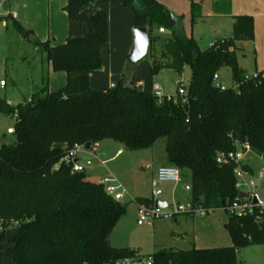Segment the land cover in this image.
<instances>
[{
  "label": "trees",
  "instance_id": "16d2710c",
  "mask_svg": "<svg viewBox=\"0 0 264 264\" xmlns=\"http://www.w3.org/2000/svg\"><path fill=\"white\" fill-rule=\"evenodd\" d=\"M95 1L68 0L64 7L69 21L88 28L85 36L61 45L37 42L52 69L67 74L66 85L56 91L45 87L29 102L12 107L0 98V112L19 118L16 141L0 143V218L6 222L0 250L14 264H116L150 256L154 264H247L239 253L264 245V213L258 220L229 215V247L151 255L115 248L110 235L127 205L108 196L87 171L74 172L73 163L65 159L76 144L114 141L136 152L163 139L168 165L190 177V201L209 211L221 209L225 201L228 211L239 190L234 166L218 165L217 153L249 144L264 160V72L249 76L237 59L238 44L255 40L254 18L236 16L230 37L201 50L185 34L180 18L158 0H125L134 11L135 28L149 29L152 77L166 69L181 74L191 68L188 102L165 98L159 103L152 91L138 88L127 74L115 87H92L89 74L102 70V52L109 47L108 12H83ZM198 8L192 4L193 19ZM8 21L26 32L13 15L0 17V22ZM161 29L170 30L172 37L162 38ZM224 68L231 70L234 85L222 91L213 80ZM135 203L152 205L153 200ZM11 226L16 233L4 247Z\"/></svg>",
  "mask_w": 264,
  "mask_h": 264
},
{
  "label": "rangeland",
  "instance_id": "374dc122",
  "mask_svg": "<svg viewBox=\"0 0 264 264\" xmlns=\"http://www.w3.org/2000/svg\"><path fill=\"white\" fill-rule=\"evenodd\" d=\"M125 0H103L108 10V37L109 47L102 53L103 68L92 77L95 87H115L120 83L121 77L127 74L131 83L151 91L155 80L167 95H175L180 85L189 84L191 68L185 67L183 73L178 74L173 70H163L159 75L152 77L150 71L151 52L134 66L131 70L129 57L134 45L133 30L135 28V15L132 7L124 5ZM175 16L180 18L187 37L196 41L201 50H206L215 42L230 37L236 16L242 11L257 13L259 5L253 0H159ZM31 13L29 23L19 22L26 32L20 33L8 21L0 22V83L4 81L6 87L0 88V98L8 104L17 106L29 102L34 93L42 91L45 87L56 89L64 86L67 74L63 71H54L48 62L47 56L38 51L37 42L48 41L51 45H61L68 37L84 35L85 26L69 21L64 11L67 0H28ZM198 5L199 11L192 16V4ZM123 6V8H122ZM255 21L254 14H250ZM257 33L253 43L238 44L237 59L249 76H255L264 67V25L259 27L257 14ZM29 38L27 39V34ZM257 34V35H256ZM162 38H171L172 33L166 30L160 34ZM219 83L225 87L234 85L232 72L224 68L219 73ZM14 127V119L0 115V143H13L15 136H7L4 132ZM122 149L123 155L116 156ZM82 162L89 160V155L83 152L79 155ZM246 162L250 163L254 171L257 187L254 191L264 201V180L258 178L264 172V160L254 153L247 156ZM168 164L165 151V140L159 139L151 148L141 151H130L114 141L99 144L98 153L94 156L93 165L87 168V173L93 177L113 175L123 185L128 193L123 204L127 205L125 215L114 227L110 241L113 246L120 249L134 248L141 254L149 255L174 246L177 242L175 235L188 237L193 232V223L187 216H179L180 224H175V219H161L154 224L140 221L138 211L133 203L136 197L152 198L150 182L157 170ZM185 181L190 184L189 175ZM185 184L177 186L166 183L161 189L164 195L160 198L170 205L174 202L185 204L191 198V193L184 189ZM229 212L224 208L211 210L205 217L195 216L196 222L210 221L212 230L203 238L226 239L231 242V237L225 228ZM16 233L15 226L7 230L8 239ZM181 243V241H179ZM239 259L247 264H264V245L249 247L242 250ZM0 264H14L0 250Z\"/></svg>",
  "mask_w": 264,
  "mask_h": 264
},
{
  "label": "built area",
  "instance_id": "2783aa9c",
  "mask_svg": "<svg viewBox=\"0 0 264 264\" xmlns=\"http://www.w3.org/2000/svg\"><path fill=\"white\" fill-rule=\"evenodd\" d=\"M161 33H164L165 30L161 29ZM248 79V77H247ZM214 85L224 91L226 89L221 83H219V74L214 77ZM6 83L2 81L0 83V88H5ZM188 88L187 86L180 85L177 93L174 96H167L163 92L162 87L159 84H154L152 86V93L157 98L158 102L161 103L165 98L168 100L174 101V103H187L188 102ZM10 107L14 106L8 104ZM0 115H4L0 112ZM14 119V124L19 120L18 114L5 115ZM7 136H14L15 126L8 128L5 132ZM99 144L91 145L89 150H86L85 145H74L73 149L70 151L68 156L65 159L66 164L73 163V171L80 173L87 171V168L93 165L94 156L98 153ZM88 154L89 160L82 162L79 155L81 153ZM123 153L122 150L118 152L119 155ZM253 153L249 144H237V149L230 152H218L216 156V163L218 165H232L234 166V174L236 178V188L240 192H243L250 197L247 199L239 200L238 197L236 200L231 203L227 210L230 215L235 216H253L257 220L264 213V201L260 198L259 194L254 191V188L257 187L256 179H254V174L245 168L247 166L246 159L247 156ZM258 178L264 180V172H260ZM99 183L105 187V191L108 196L112 197L115 201L122 202L128 193L124 189L121 182L117 177L113 175H106L99 180ZM174 183L179 185L183 183L182 172L179 168L175 166L165 165L158 169L156 176L152 179L151 192H152V205H137L138 207V216L141 222L154 224L161 219H176L179 216L185 215L191 218L195 216L205 217L209 210L205 209L202 205H194L191 201L181 204L174 202L169 204L167 202V208L156 207L157 201H162L160 198L163 196V190L161 189L163 184ZM258 195L262 204L256 205L254 203L255 196ZM135 202V200H133ZM6 222L0 218V233L5 232ZM116 264H154L153 257H144V258H127L124 260L118 261Z\"/></svg>",
  "mask_w": 264,
  "mask_h": 264
},
{
  "label": "crops",
  "instance_id": "0c3cea01",
  "mask_svg": "<svg viewBox=\"0 0 264 264\" xmlns=\"http://www.w3.org/2000/svg\"><path fill=\"white\" fill-rule=\"evenodd\" d=\"M121 1V0H120ZM159 1V0H158ZM254 1V4L256 5H259V7H257V13L255 14L253 11H242L240 12L239 14L240 15H249L250 12L252 14H254V17H255V31L257 33V14L259 16V27L261 25H264V0H253ZM161 2V1H159ZM68 3V0L66 2V4L64 5V7L67 5ZM162 3V2H161ZM164 5V3H162ZM30 3L28 2V0H0V17H6L8 15H13V17L17 20H19L20 22H24V23H29L30 20H31V13H28V9H29V6ZM106 3L103 2V0H97L95 1L94 3L90 4L89 6L85 7L83 12L87 15H94L95 13H97L98 11H101V10H106L108 12L107 9H104L106 8ZM123 8V6H122ZM66 14V13H65ZM238 15V16H240ZM66 17H67V14H66ZM68 19V17H67ZM5 25H8V23L5 22ZM84 28V31L85 34L84 35H75L76 37H68L67 40L69 38H80V37H83L87 34L88 32V28L85 26ZM149 31V29H148ZM31 34V33H30ZM257 35V34H256ZM66 40V41H67ZM64 44V43H63ZM134 46V45H133ZM103 53V52H102ZM151 65V64H150ZM151 67V66H150ZM260 71H263L264 72V67L260 70ZM259 71V72H260ZM98 72H93V73H90V80H92V77L97 74ZM123 78V76L121 77V79ZM121 81V80H120ZM67 83V81H66ZM154 84H158L155 80H153L152 82V85H151V91H152V86ZM66 85V84H65ZM64 85V86H65ZM91 85L93 88L95 89H101V88H110L109 86H102V87H95L92 82H91ZM7 86V85H6ZM5 86V87H6ZM64 86L60 87V88H56V89H50L49 87V90L50 91H56V90H59L61 88H63ZM138 88L143 89V87H140L138 85H136ZM163 88V87H162ZM145 91V90H144ZM150 91V92H151ZM148 92V91H147ZM35 94V93H34ZM167 95V94H165ZM33 96V95H32ZM167 96H174L173 94L172 95H167ZM122 150V149H120ZM119 150V151H120ZM118 151V152H119ZM117 152V155L116 156H121L123 155V153L121 155H119ZM247 165L252 169L250 163L246 162ZM165 165H168V164H165ZM165 165H162V166H165ZM161 166V167H162ZM158 171V170H157ZM253 171V169H252ZM157 174V173H156ZM156 174L153 176V178L156 176ZM253 174H254V171H253ZM107 175V174H106ZM106 175H103V176H100V177H93L95 180L99 181L100 179H102L104 176ZM91 176V175H90ZM151 183V182H150ZM181 184H185L184 186V189L186 190L187 193H190V190H187V186H189V184L185 181V178L183 177V183ZM179 184V185H181ZM164 185V184H163ZM162 185V186H163ZM177 185V186H179ZM163 195H164V192H163ZM136 199H149V198H142V197H136ZM135 199V200H136ZM190 199L187 200V202H189ZM166 202V201H165ZM186 202V203H187ZM134 205L136 206L137 208V211H138V207H137V204L135 202H133ZM180 203V202H178ZM187 218L193 223V232L188 236V237H183V236H177L175 235L174 239L177 241L174 243V246L173 247H170V248H165L164 250H169V249H173V250H180V251H184V250H190L194 247L198 248V249H209V248H224V247H229L232 245V240L231 242L229 243L228 240L226 239H223V240H220V239H215L213 237H207V238H203L202 236L204 235H207L210 233V231L212 230V226H209V223L210 221H205V222H201L200 220H198L196 222L195 218H191V217H188ZM182 222V220L180 218H176L174 220V223L175 224H180ZM227 221H225L226 223ZM181 241V243L179 242ZM111 242V241H110ZM112 244V243H111ZM113 246V245H112ZM115 247V246H113ZM116 248V247H115ZM131 249H134V248H131ZM159 252V251H158ZM156 253V252H154ZM153 253V254H154ZM240 254V253H239ZM144 255V254H143ZM148 255V254H147ZM151 255V254H149ZM244 262V261H243Z\"/></svg>",
  "mask_w": 264,
  "mask_h": 264
},
{
  "label": "water",
  "instance_id": "95a60500",
  "mask_svg": "<svg viewBox=\"0 0 264 264\" xmlns=\"http://www.w3.org/2000/svg\"><path fill=\"white\" fill-rule=\"evenodd\" d=\"M177 25H180V23H178ZM29 35L30 33L27 34V39L29 38ZM133 36H134V46L129 57L130 67H134L135 65H137L149 54L150 51V37L147 28H134ZM85 147L86 150H89L91 148V144H87ZM187 190H190V186H187ZM249 197H250L249 195L240 192L238 199L243 200ZM254 203L256 205L262 204V201L260 200L258 195L255 196ZM225 206H226V202L223 201L222 208H225ZM156 207L167 208V202L157 201Z\"/></svg>",
  "mask_w": 264,
  "mask_h": 264
}]
</instances>
